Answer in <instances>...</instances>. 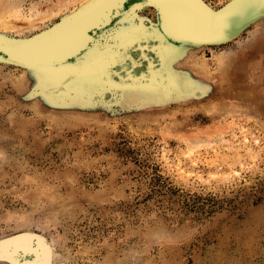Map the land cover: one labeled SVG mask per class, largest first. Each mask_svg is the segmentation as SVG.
<instances>
[{
    "label": "rangeland",
    "instance_id": "1",
    "mask_svg": "<svg viewBox=\"0 0 264 264\" xmlns=\"http://www.w3.org/2000/svg\"><path fill=\"white\" fill-rule=\"evenodd\" d=\"M87 1L0 0V50L58 65L0 59V264H264V17L160 61L152 5L94 0L26 41Z\"/></svg>",
    "mask_w": 264,
    "mask_h": 264
},
{
    "label": "water",
    "instance_id": "2",
    "mask_svg": "<svg viewBox=\"0 0 264 264\" xmlns=\"http://www.w3.org/2000/svg\"><path fill=\"white\" fill-rule=\"evenodd\" d=\"M93 1L94 0H88L86 3L72 11L70 14L63 17L61 20H59L49 28L40 31L39 33L31 37H27L26 41H31L41 35L43 36L46 33L49 34L57 31L62 27L64 21L68 20L74 15H77L78 13H82L83 11L91 7V3ZM197 1L201 10L199 9L193 12L188 8H182L178 12V15L177 13H172V18L173 16H175V18L171 20H175V26H173L172 29L166 26L167 21L165 20V15L162 14L160 10L156 8V5L154 3H150L148 1L151 5L156 8L158 13V37L160 39L159 41L161 44L158 48L155 49V52H157L160 61H165L163 57L170 51H179L181 50V48H198L203 46H212L227 43L236 38L250 24L264 17V0L263 3L259 6V8L253 6V4L251 8H248L249 11H246L245 13H242L244 7L249 5L251 2H259L261 0H229L223 6L217 9L208 6L203 0ZM116 17L118 16H113L112 18H110L107 22V25H109ZM105 27H103L102 30ZM92 45L93 44L89 45L88 47L86 46L80 51H78L76 54H73L72 56L64 59L61 64L67 63L70 59L81 55L86 49L90 48ZM0 59L8 63L19 65L21 67H25L28 69H36L40 71L51 67H58L57 64L43 65L42 67H37L36 65L33 66L28 63H24L17 59L11 58V56L7 55L6 53L4 54L1 50ZM160 74L161 76L159 77L161 81L165 82V80H167L169 77L167 73L163 74V72H161ZM153 79L154 77L148 79L149 83H151ZM171 89L172 88L168 89L167 91ZM24 232L27 231L12 234L3 237V239L0 238V241H5L6 239L17 237L18 235L24 234ZM29 234L44 239L38 233L32 232Z\"/></svg>",
    "mask_w": 264,
    "mask_h": 264
},
{
    "label": "bare ground",
    "instance_id": "3",
    "mask_svg": "<svg viewBox=\"0 0 264 264\" xmlns=\"http://www.w3.org/2000/svg\"><path fill=\"white\" fill-rule=\"evenodd\" d=\"M175 1H176V0H175ZM175 1H174V2H175ZM178 1H179V0H178ZM186 1H187V0H186ZM176 3H177V2H176ZM187 6H188V5H187L186 3H182V4L177 3V4H175V7L178 8V9L187 8ZM98 8H99V7H98ZM97 10H98V9H97ZM94 12H95V11H94ZM110 13H111V12H110ZM94 14H96V13H94ZM94 14H93V15H94ZM89 18H92V15H89ZM92 19H93V18H92ZM86 22H87V21H86ZM100 22H101V21H100ZM169 22H170V21H169ZM98 23H99V22H98ZM172 25H173V24H172ZM94 27H95V26H94ZM58 33H59V32H58ZM73 33H74V32H73ZM69 35H70V34H69ZM71 36H73V35H70V36H68L67 38L70 39ZM67 38H66V39H67ZM70 42H71V41H70ZM76 48H77V47H76ZM36 50H37V49H36ZM31 51L34 52L33 48H32ZM29 52H30V51H29ZM69 52H70V51H69ZM36 53H37V52H36ZM36 53H34V54H36ZM47 53H48V52H47ZM28 54H29V53H28ZM49 54H51V53H49ZM34 57H35V56H34ZM45 59H46V58H45ZM31 233H32V232H31ZM25 234H26V233H25ZM35 238H37V237H35ZM38 238H40V237H38ZM25 239H26V238H25ZM45 239H46V238H45ZM6 240H7V239H6ZM20 240H21V239H20ZM43 240H44V239H43ZM41 241H42V240H41ZM44 241H45V240H44ZM14 242H15V241H13L12 243H14ZM0 243H1V242H0ZM15 243L17 244L18 242H15ZM15 243H14V244H15ZM28 243H29V242L27 241V244H28ZM48 243H49V242H48ZM14 244H12V245H14ZM16 244H15V245H16ZM19 244L21 245V243H19ZM27 244H26V247H27ZM34 244H35V243H34ZM7 245H10V244H7ZM20 245H19V246H20ZM29 245L31 246L30 243H29ZM37 245H38V244H37ZM39 245H40V244H39ZM48 245H51V244L49 243ZM5 246H6V244H5V245H4V244H0V250H5V251H7V250L5 249ZM17 246H18V244H17ZM17 246H15V247L17 248ZM35 246H36V245H35ZM44 246H45V245H44ZM6 247H7V246H6ZM15 247H14V248H15ZM22 247H23V246H22ZM26 247H25V249H26ZM39 247H40V246H38L37 249H39ZM51 247H52V246H51ZM51 247H50V248H51ZM14 248H13V249H14ZM20 248H21V247H20ZM23 248H24V247H23ZM48 248H49V247H48ZM11 249H12V248H11ZM25 249H24V250H25ZM28 249H29V246H28ZM30 249H31V248H30ZM8 250H9V248H8ZM22 250H23V249H22ZM24 250L22 251V253L25 254ZM31 250H32V249H31ZM51 250H52V249H51ZM13 251H14V250H13ZM36 251H37V250H36ZM46 251H47V250H46ZM7 252H8V251H7ZM7 252H6V253H7ZM9 252H10V250H9ZM29 252H31V251H28L27 253H29ZM50 252H51V251H50ZM0 253H2V251H0ZM12 253H15V252H12ZM16 253H17V252H16ZM32 253H33V252H32ZM47 253H48V251H47ZM9 254H10V253H9ZM33 254L36 255L37 253H33ZM17 255H18V254H17ZM35 255H34V256H35ZM39 255H41V254L36 255V257L39 256ZM42 255H43V253H42ZM44 255H45V254H44ZM1 256H3V255H1ZM4 256H5V255H4ZM7 256H8V253H7ZM8 257H9V256H8ZM39 257H40V256H39ZM39 257H38V259L40 260ZM48 257H49V256H48ZM48 257H47V258H48ZM34 258H35V257H34ZM34 258H33V260L36 259V258H35V259H34ZM42 258H43V256H42ZM44 258L46 259V255H45ZM3 259H4V258H3ZM9 259H10V257H9ZM9 259H8V261H9ZM38 259H36V261H37ZM48 259H49V258H48ZM42 260H44V259H42ZM10 261H11V260H10ZM14 262H15V259H14ZM16 262H17V261H16ZM30 262H31V261H30ZM37 262H38V261H37ZM46 262H47V260H46ZM31 263H33V262H31ZM35 263H36V262H35ZM38 263H39V262H38ZM40 263H41V261H40ZM47 263H48V262H47ZM50 263H51V262H50ZM50 263H49V264H50ZM11 264H12V263H11ZM16 264H17V263H16ZM28 264H30V263H28ZM33 264H34V263H33ZM41 264H45V263L43 262V263H41Z\"/></svg>",
    "mask_w": 264,
    "mask_h": 264
},
{
    "label": "flooded vegetation",
    "instance_id": "4",
    "mask_svg": "<svg viewBox=\"0 0 264 264\" xmlns=\"http://www.w3.org/2000/svg\"><path fill=\"white\" fill-rule=\"evenodd\" d=\"M150 4L147 0H128L125 4H124V9H129L130 7L132 8V7H135L136 6V9L140 6V5H143V4ZM151 5V4H150ZM135 9V10H136ZM151 9L153 10V12H154V14L158 17V13H157V10H156V8L152 5L151 6ZM134 13V12H133ZM117 18H121V16H118V17H116V18H114L113 19V21L115 20V19H117ZM112 21V22H113ZM111 22V23H112ZM110 23V24H111ZM109 24V25H110ZM108 26V25H107ZM73 59V58H72ZM64 64V63H63ZM62 65V64H61Z\"/></svg>",
    "mask_w": 264,
    "mask_h": 264
}]
</instances>
